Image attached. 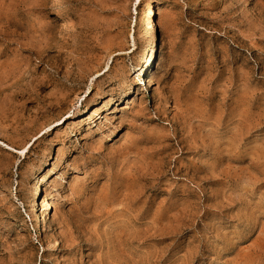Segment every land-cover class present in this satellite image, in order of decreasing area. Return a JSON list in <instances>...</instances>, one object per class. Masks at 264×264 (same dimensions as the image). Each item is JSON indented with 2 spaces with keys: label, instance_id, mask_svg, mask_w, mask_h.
Returning a JSON list of instances; mask_svg holds the SVG:
<instances>
[{
  "label": "rangeland",
  "instance_id": "1",
  "mask_svg": "<svg viewBox=\"0 0 264 264\" xmlns=\"http://www.w3.org/2000/svg\"><path fill=\"white\" fill-rule=\"evenodd\" d=\"M0 264H264V0H0Z\"/></svg>",
  "mask_w": 264,
  "mask_h": 264
},
{
  "label": "bare ground",
  "instance_id": "2",
  "mask_svg": "<svg viewBox=\"0 0 264 264\" xmlns=\"http://www.w3.org/2000/svg\"><path fill=\"white\" fill-rule=\"evenodd\" d=\"M151 7H152V5L150 4L149 6H148V13H150V14H152V11H151ZM43 29V28H42ZM43 31V30H42ZM151 32L153 33V38H154V44L157 42V40H156V34H155V30H154V27H153V25L151 26ZM44 34H46V33H44ZM42 36V35H41ZM44 37V36H43ZM41 40V39H40ZM159 44V43H158ZM41 47V46H40ZM25 48V47H24ZM29 49V48H28ZM34 49V48H33ZM41 49V48H40ZM43 49H41V51H42ZM156 51V50H155ZM155 51H154V49L152 50V52H151V55H150V59L152 60L153 58H154V56H155ZM29 52V51H28ZM158 54V53H157ZM31 55V54H30ZM155 60V59H154ZM149 70H151L150 71V75H149V77L150 78H152L153 79V77H154V69L152 68V66L151 67H149ZM152 84H153V82L151 81V80H149V85H151L152 86ZM97 111H98V109L96 110L95 109V111L93 112V115L94 114H96L97 113ZM62 118V117H61ZM82 118V117H81ZM50 219V218H49Z\"/></svg>",
  "mask_w": 264,
  "mask_h": 264
}]
</instances>
